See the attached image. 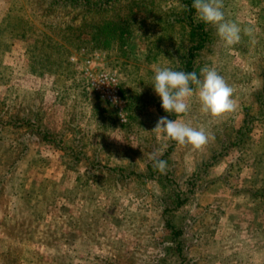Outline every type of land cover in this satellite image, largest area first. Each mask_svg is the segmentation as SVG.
<instances>
[{"label": "rangeland", "instance_id": "1", "mask_svg": "<svg viewBox=\"0 0 264 264\" xmlns=\"http://www.w3.org/2000/svg\"><path fill=\"white\" fill-rule=\"evenodd\" d=\"M185 6L0 0V264H264V0H224L256 29L231 47L189 6L207 41L190 71L215 67L234 89L220 118L195 97L167 113L150 83L154 67L185 71ZM85 68L115 75L120 106ZM162 116L209 142L157 139Z\"/></svg>", "mask_w": 264, "mask_h": 264}, {"label": "clouds", "instance_id": "2", "mask_svg": "<svg viewBox=\"0 0 264 264\" xmlns=\"http://www.w3.org/2000/svg\"><path fill=\"white\" fill-rule=\"evenodd\" d=\"M191 8L195 10V19L198 22L211 25L216 29V35L225 47L238 44L241 41L242 32L250 38L253 45L257 43L256 29L251 22L242 28L238 22L225 18L224 0H192ZM153 72L150 83L162 101V108L167 113L176 116L187 114L193 97L198 101L201 113L213 118L223 117L225 114L234 112L238 107L237 101L233 98L234 89L215 67L206 65L201 67L199 72L154 67ZM152 132L156 133L157 139L163 138L174 140L180 145H191L193 150H200L209 142V135L203 128L193 127L182 119L170 120L162 116ZM132 146L137 145L132 144ZM149 159L152 161L154 170L161 174L166 172V160L158 159L155 154H149Z\"/></svg>", "mask_w": 264, "mask_h": 264}, {"label": "trees", "instance_id": "3", "mask_svg": "<svg viewBox=\"0 0 264 264\" xmlns=\"http://www.w3.org/2000/svg\"><path fill=\"white\" fill-rule=\"evenodd\" d=\"M187 8H185V10L182 13V16L184 18V20L186 21L187 27H188V32L190 35V40H191V44L189 46V50L187 52V56L185 57L184 60V69L185 71H190L191 69V63L193 60V56H194V51H198L201 50L205 47L206 44V34L204 32V29L202 27V25H198V24H194V20L193 17L191 16L190 12L191 10H194L191 8H189V6L191 7L192 4V0H182ZM115 26H113L111 29H108V31H111L112 33L115 30ZM105 28H100V31L103 33V30ZM105 31V30H104ZM158 174V173H157ZM160 175V174H158Z\"/></svg>", "mask_w": 264, "mask_h": 264}, {"label": "built area", "instance_id": "4", "mask_svg": "<svg viewBox=\"0 0 264 264\" xmlns=\"http://www.w3.org/2000/svg\"><path fill=\"white\" fill-rule=\"evenodd\" d=\"M84 73L87 79L90 81L91 86L97 90L99 94L105 97L108 101L120 106L121 99L118 94L117 78L113 73L106 71L92 72L91 68H85ZM119 116L120 120H125L124 114L122 112H119Z\"/></svg>", "mask_w": 264, "mask_h": 264}]
</instances>
